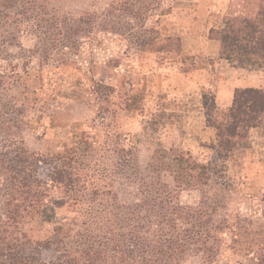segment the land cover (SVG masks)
Segmentation results:
<instances>
[{"label": "trees", "instance_id": "obj_1", "mask_svg": "<svg viewBox=\"0 0 264 264\" xmlns=\"http://www.w3.org/2000/svg\"><path fill=\"white\" fill-rule=\"evenodd\" d=\"M30 1L0 0V191L5 209L0 264H246L237 256L245 232L236 230L230 214L217 216L218 206L203 200L183 203L178 191L150 175L139 177L138 194L131 201L103 185L108 171L99 164L103 150L96 140L88 141L84 130L72 134L77 140L56 165L17 137L22 127L33 126L31 110H38L43 94H51L44 87L42 65L52 58L75 64L81 39L101 24L96 14L74 16L45 0H36L35 6ZM32 13L34 22H29ZM18 34L31 37L32 47H24ZM207 35L218 41L227 62L264 68V0H229ZM137 45L139 54H184L179 36L141 38ZM99 81L98 90L108 94L111 86ZM143 97V91L135 93L125 103L136 106ZM202 107L206 125L215 131V163L170 148L158 150L154 162L167 156L151 167L152 174L171 175L179 192L206 185L217 173L224 178L226 162L249 144L250 130L264 131V88H235L226 108L204 92ZM88 157L96 158L93 173L82 178ZM58 209L65 214L57 219ZM28 222L52 224L51 235L34 239L21 228ZM255 264H264V258Z\"/></svg>", "mask_w": 264, "mask_h": 264}, {"label": "rangeland", "instance_id": "obj_2", "mask_svg": "<svg viewBox=\"0 0 264 264\" xmlns=\"http://www.w3.org/2000/svg\"><path fill=\"white\" fill-rule=\"evenodd\" d=\"M45 1L59 12L74 16L96 14L101 24L89 38L81 39L83 47L74 57L75 64L64 65L52 58L42 65L44 87L51 94H43L38 110H31L33 126L22 127L17 137L30 151L56 165L58 157L65 155L63 150L77 140L72 134L84 130L88 141L96 140L95 145L103 150L101 159H97L108 171L101 183L117 196L127 201L135 199L139 177L150 175L178 191L183 203L194 205L203 200L218 206L217 216L230 214L236 230L245 232L241 239L246 242L237 252L244 263L255 264L264 258L261 128L251 129L249 144L234 151L226 162L224 178L217 173L206 185L186 186L179 192L167 172H150L167 156L157 161L155 158L154 162L161 149L183 150L200 162L215 163V131L205 123L204 92L213 94L217 105L226 108L235 88H264V68L236 67L220 56L208 38L211 22L221 17L229 0ZM35 2L30 4L35 6ZM34 14L29 22H34ZM110 20L114 21L112 26L104 25L103 21ZM166 35L179 36L182 48L190 53L179 57L138 53L141 38L153 36L161 40ZM18 39L26 48L33 45L29 36L18 34ZM91 59L96 63L89 64ZM95 81L111 86L108 94L99 91ZM142 91V102L127 107L128 96ZM95 160L85 159L88 166L82 178L93 173L90 167ZM3 197L0 191V219L5 213ZM57 213L58 219L65 209ZM51 227L52 224L33 222L21 226L34 239L49 237Z\"/></svg>", "mask_w": 264, "mask_h": 264}, {"label": "crops", "instance_id": "obj_3", "mask_svg": "<svg viewBox=\"0 0 264 264\" xmlns=\"http://www.w3.org/2000/svg\"><path fill=\"white\" fill-rule=\"evenodd\" d=\"M186 38V37H185ZM185 38H182V41H184L185 40ZM213 43L216 45V47H217V49L219 50L220 49V46H219V43H218V41H216V40H213ZM183 44H184V42H183ZM213 45V44H212ZM186 49H183L182 48V52L183 53H190L189 51H185ZM245 87V86H244ZM250 87V86H249ZM253 87H259L258 85H256V86H253ZM232 98V97H231ZM231 98H229V101H230V103H231ZM217 100H219V98L217 99ZM228 101V102H229Z\"/></svg>", "mask_w": 264, "mask_h": 264}]
</instances>
